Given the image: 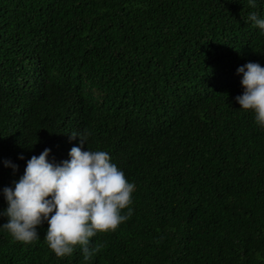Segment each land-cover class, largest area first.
Wrapping results in <instances>:
<instances>
[{
  "label": "trees",
  "instance_id": "1",
  "mask_svg": "<svg viewBox=\"0 0 264 264\" xmlns=\"http://www.w3.org/2000/svg\"><path fill=\"white\" fill-rule=\"evenodd\" d=\"M251 10L247 0H0V188L45 147L67 159L81 132L82 149L108 152L135 185L131 215L90 238L100 248L88 260L79 246L57 257L45 222L30 243L0 232V264H264V128L234 100L237 66H264Z\"/></svg>",
  "mask_w": 264,
  "mask_h": 264
},
{
  "label": "clouds",
  "instance_id": "2",
  "mask_svg": "<svg viewBox=\"0 0 264 264\" xmlns=\"http://www.w3.org/2000/svg\"><path fill=\"white\" fill-rule=\"evenodd\" d=\"M252 9L247 20L264 35V15L256 11L257 0H247ZM242 92L234 97L239 108L251 109L256 125L264 128V66L246 61L237 66ZM79 136L78 144L68 149L67 159L58 163L47 158L50 149L43 148L31 155L22 174L0 188L5 207L0 208V232L10 234L20 242L40 239L37 226L47 223L43 238L57 257L71 255L79 246L84 260L99 251L90 247L97 231L114 230L132 213L134 183L127 180L121 168L111 161L104 150H92L87 145V133ZM19 158L23 159L22 154ZM15 171L11 160L3 161ZM126 209V211H124Z\"/></svg>",
  "mask_w": 264,
  "mask_h": 264
}]
</instances>
